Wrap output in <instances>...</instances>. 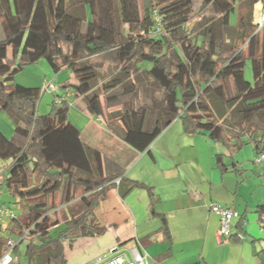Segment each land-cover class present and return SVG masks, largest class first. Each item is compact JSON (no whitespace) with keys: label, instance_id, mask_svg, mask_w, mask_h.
I'll return each instance as SVG.
<instances>
[{"label":"trees","instance_id":"obj_1","mask_svg":"<svg viewBox=\"0 0 264 264\" xmlns=\"http://www.w3.org/2000/svg\"><path fill=\"white\" fill-rule=\"evenodd\" d=\"M137 1L0 0L4 34L0 39V111L15 123L11 138L0 130V160L9 161L0 180L27 216L25 222L11 219L14 226L9 230L19 243H26L27 264H36V259L40 264H66L65 240L72 246L79 237L104 233L103 227H94L87 219L111 186L121 198L134 187L146 188L149 194L152 190L122 172L102 173L100 152L95 148L91 158L79 128L68 119L66 100L57 104L54 96L51 110L37 114L41 87L14 82L23 64L44 58L56 73L69 68L77 83L66 80L57 85L62 93L71 91L72 98L83 96L94 117L103 111L100 92L93 91L97 74L89 58H110L125 77L147 64V73L162 95L154 105L140 106H134L132 95L124 106L122 126L110 123L107 127L136 152L145 151L174 119H180L185 131L206 135L227 147L240 150L252 144L254 156L264 152V24L257 28L251 14L256 2H261L264 11V0H249V20L239 17L231 25L236 35L230 47L216 35L215 24L201 14L206 7L220 10L216 0H202V10L197 12L199 32L189 26L193 0H143L142 18ZM87 10L88 23L98 27L97 34L82 30ZM219 14L221 23L224 16ZM9 49L12 63L7 59ZM247 62L252 80L245 78ZM122 81L117 77L104 84L107 106L120 103V94L113 91L116 85L122 83L130 90ZM131 84V88L136 85ZM153 112L156 117L150 126ZM216 165L229 170L222 155H217ZM78 188L82 189L80 209L61 222L54 219L52 199L63 195L61 203L66 205ZM256 212L260 221L264 204ZM58 226L56 235H51ZM8 240L12 239L0 236L6 248ZM261 253L260 264H264V247Z\"/></svg>","mask_w":264,"mask_h":264},{"label":"crops","instance_id":"obj_2","mask_svg":"<svg viewBox=\"0 0 264 264\" xmlns=\"http://www.w3.org/2000/svg\"><path fill=\"white\" fill-rule=\"evenodd\" d=\"M259 8H262L261 2L252 6L253 11ZM68 82L77 83L74 74ZM81 98H73V106L79 103L82 106L79 112H88ZM99 118H95L98 125L88 120L82 128L68 119L79 128L91 158L94 149L99 150L103 174L122 172L121 175L142 182L152 190L149 194L146 188L134 187L124 198L118 195L115 186L107 190L106 198L94 206L87 219L90 225L103 227L104 233L113 230L104 246L144 250L149 264H260L264 236L256 209L264 204V169L253 163L252 144L243 146L251 150V156L244 157L239 154L242 148L237 150L206 135L189 133L180 119H174L145 151L136 152L102 126ZM217 155H222L228 171L216 165ZM210 203L230 207L236 213L230 220L231 241L216 239L219 217L209 209ZM26 219L25 214L16 212L17 221ZM12 224H0V231H9ZM104 233L84 237L94 244ZM237 233L242 237H237ZM81 238L72 246L64 241L66 264H70L66 251L74 256L73 250ZM129 239L127 244L119 246ZM5 249L0 247V257ZM12 256L10 264H15L18 258Z\"/></svg>","mask_w":264,"mask_h":264},{"label":"rangeland","instance_id":"obj_3","mask_svg":"<svg viewBox=\"0 0 264 264\" xmlns=\"http://www.w3.org/2000/svg\"><path fill=\"white\" fill-rule=\"evenodd\" d=\"M138 15L139 18H142L144 13V7L145 2L143 0H138ZM216 3L220 10L216 11L214 8L206 7L202 10V0H193V15L192 19L189 23L190 27H196V25H199L197 12L201 11V14L203 13L206 15V17L209 19L210 22H213L215 24L214 29L216 32V35L220 36L221 39L223 38L224 41H226V45L228 47L231 46L233 43V38L236 35L235 28L231 27L237 24L239 17L244 19L245 21H248L249 14H250V4L249 0H216ZM255 8L257 6H254ZM222 13L224 16L223 22H219L220 14ZM252 22L255 21V23L258 25V21L260 20L261 16V8L258 10L252 9ZM89 21V11L87 10V21L84 22L83 31L92 34H97V29L93 24L88 23ZM195 30V29H194ZM196 31H201V27L197 26ZM4 37L3 30L0 24V39ZM237 42V41H236ZM18 61V59L16 60ZM90 63L94 66L96 71V81L94 84L93 91L94 92H100V100L102 103V114L99 118V122H101L102 126L109 127L110 123H115L118 126H122L121 123V117L124 115V106L128 104V101L131 99V96H133V103L134 106H140L143 103H148L150 105H154L156 102V99L160 98L162 95L161 89L152 81L150 76L147 73V64L141 65V68L137 70V72H131L129 76H126L119 72V66L116 65L110 58L104 57L103 55H94L89 58ZM9 62L12 63L10 49H9ZM245 78L248 80H252V73H251V67L250 62H247L245 66ZM121 78L123 79V83L125 86H128L130 89L129 91L123 87V84H118L116 87H114L113 91H116L120 94L121 100L120 103L115 106H107L105 104V97L103 93V86L104 84L113 78ZM73 79V72L69 68H63L59 72H54L51 66L48 64V62L44 58L38 59L36 62L32 63H26L23 64L22 68L18 70L14 75V82L28 86V87H37L40 88L39 98L37 100V107L36 112L37 114H47L52 107V102L54 99V94L48 91H44L43 89V82L44 81H50L53 80L56 84H61L62 82ZM135 83L136 85L132 87L131 83ZM131 86V87H130ZM135 87V88H134ZM126 89V90H125ZM43 90V92H42ZM135 90V92H133ZM112 91V90H111ZM109 91V93L111 92ZM126 91V92H125ZM124 92V93H123ZM84 97L80 99V101H83L85 103ZM86 105V103H85ZM221 106V105H220ZM81 105L78 103L77 106H70L68 109V118L74 122L79 128H82L88 120L94 121L96 125H98V121L95 120L96 117L91 115L90 113L83 111L82 113L79 112L81 109ZM228 113V109H226ZM226 113V115H227ZM156 117V112H153L149 117V125L153 124L154 119ZM14 128L15 123L12 120V118L9 116V114L5 111H0V129H2V132L7 134V137L11 138L14 135ZM239 154L251 156V150L249 149V146H245L242 148V151L239 152ZM9 163V161H3L0 160V177L2 175V172L4 171V168ZM251 163V162H250ZM252 164V163H251ZM253 165V164H252ZM256 165V164H255ZM256 167H259L258 165ZM259 169H261L259 167ZM82 194V189L78 188L75 192H72L71 196L72 199L70 202L66 205H63L61 202L63 195H56L52 199V203L54 206L52 207L55 209L54 219H61L64 220L66 217H69L73 215L75 212H77L80 209L81 201L80 196ZM60 202V204H59ZM10 204L13 209L15 210V213L18 212V214H25L21 212L18 208V204L15 203L14 198H12L8 191L5 188V185L1 183L0 180V204ZM0 224L4 225H11L12 220H9V218L1 217L0 218ZM61 226V225H59ZM59 226L57 228H54L51 232V235L55 236L56 231L58 230ZM113 230L109 229L107 233H104L102 236H98L99 239L96 243L92 244L90 240L85 239V237H82L79 239L78 243L75 245V248L73 252L75 253L74 256H72V252L66 251L67 254L70 255L69 263L70 264H93L91 256H94L95 252L98 254L104 253L107 256H111L113 253L112 248H108L104 246V244L107 242L108 238L111 236ZM0 236L4 238L12 237V239L15 241L16 245L14 247V251L12 252L13 255H16L18 260L14 261L15 264H27V256L25 254V242H18V236L10 233V231L3 230L0 231ZM29 238V237H28ZM27 238V239H28ZM31 239V238H30ZM34 239V238H33ZM65 244H67V240H65ZM0 247L2 249L5 247V242H0ZM2 251V250H1ZM96 255V254H95ZM39 259H36V264H40ZM18 261V262H17ZM12 262V261H11Z\"/></svg>","mask_w":264,"mask_h":264},{"label":"built area","instance_id":"obj_4","mask_svg":"<svg viewBox=\"0 0 264 264\" xmlns=\"http://www.w3.org/2000/svg\"><path fill=\"white\" fill-rule=\"evenodd\" d=\"M257 28H260L264 24V11H261L260 20L258 21ZM44 91L51 92L55 95V102L61 104L63 100H66L69 106H73L74 99L71 91L62 93L59 86L54 83L53 80L43 82ZM254 164L258 165L261 169H264V152L256 154L253 157ZM119 179H115L114 182L118 183ZM209 209L217 214L219 217L218 227L215 231V237L219 242L231 241L232 234L230 229V220L236 214L234 210L227 206H219L216 204H209ZM6 217L9 219H15L16 213L12 206L0 204V218ZM259 226L262 235L264 236V215L261 216ZM237 237L241 238L242 234L237 233ZM15 244L12 240L7 241V248L0 257V264H10L14 259L12 256V250ZM113 254L107 256L104 253H98L93 256L92 261L94 264H149L148 254L144 250H140L136 247L125 250L122 248L114 247L111 251Z\"/></svg>","mask_w":264,"mask_h":264},{"label":"clouds","instance_id":"obj_5","mask_svg":"<svg viewBox=\"0 0 264 264\" xmlns=\"http://www.w3.org/2000/svg\"><path fill=\"white\" fill-rule=\"evenodd\" d=\"M261 11H263V10L261 9Z\"/></svg>","mask_w":264,"mask_h":264}]
</instances>
